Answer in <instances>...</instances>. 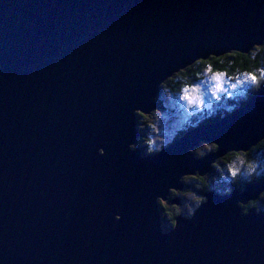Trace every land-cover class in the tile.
<instances>
[{
    "label": "water",
    "instance_id": "95a60500",
    "mask_svg": "<svg viewBox=\"0 0 264 264\" xmlns=\"http://www.w3.org/2000/svg\"><path fill=\"white\" fill-rule=\"evenodd\" d=\"M264 44V0H0V264H264V193L159 200L264 139V90L142 154L138 115L197 61ZM201 142L216 150L193 155Z\"/></svg>",
    "mask_w": 264,
    "mask_h": 264
},
{
    "label": "trees",
    "instance_id": "16d2710c",
    "mask_svg": "<svg viewBox=\"0 0 264 264\" xmlns=\"http://www.w3.org/2000/svg\"><path fill=\"white\" fill-rule=\"evenodd\" d=\"M206 67L211 72L223 73L227 79L234 83L244 78L248 80V84L237 90V92H233L232 95L227 96L224 94L217 99H213L211 104L214 105V109L211 112H203L195 116L187 129L179 132L174 139L196 125L220 119L229 112L243 106L255 94L264 90V44L254 47L246 54L230 52L220 57H210L205 61H197L168 79L162 88L169 87L174 94L182 93L181 89L188 90L197 82V77L201 74L202 69ZM252 77H255V80ZM158 104H160V101ZM228 155H230V160L237 162V165L225 166V171L235 179V187L242 188L245 184L264 178V139L248 153L237 154L233 157L234 159L232 158L234 154ZM196 175L198 174L189 175V177ZM251 206L256 210H261L264 208L263 200L260 199L252 203Z\"/></svg>",
    "mask_w": 264,
    "mask_h": 264
},
{
    "label": "rangeland",
    "instance_id": "374dc122",
    "mask_svg": "<svg viewBox=\"0 0 264 264\" xmlns=\"http://www.w3.org/2000/svg\"><path fill=\"white\" fill-rule=\"evenodd\" d=\"M246 84H248V80L244 78L234 83L227 79L223 73L211 72L206 67L202 69L201 74L197 77V82L188 90L181 89L182 93L174 94L169 87H163L157 97V108L149 115H138L139 137L133 147L142 148L143 155L150 153V150H159L172 140L180 138L186 131L180 137L174 139L179 132L187 129L195 116L203 112H211L214 109V105L211 104L213 99H217L224 94L227 96L232 95L233 92H237ZM159 101L160 104H158ZM211 146V143H204L198 148L195 147L193 155L202 156L206 150L211 149ZM186 182L190 183L191 180L187 179ZM176 195L180 194L176 193ZM181 197L183 199L181 207L173 205L172 210L181 212L183 209L187 211V215H190L193 212L191 203H193L195 195L185 192L182 193ZM262 199L264 207V197ZM172 200L170 198L167 201L172 203Z\"/></svg>",
    "mask_w": 264,
    "mask_h": 264
},
{
    "label": "flooded vegetation",
    "instance_id": "af4514ba",
    "mask_svg": "<svg viewBox=\"0 0 264 264\" xmlns=\"http://www.w3.org/2000/svg\"><path fill=\"white\" fill-rule=\"evenodd\" d=\"M172 141H174V140H172ZM204 143H207V142H201L199 144V146H202ZM211 144H212L211 149L208 151L206 150L202 156H196V155H194V156L197 158H202L204 156H207V155L213 153L216 150V146L213 143H211ZM162 148H160L159 150L151 151L150 153H155L157 151H160ZM140 149L142 150V148H140ZM249 151H247V152H230L228 154H234L232 156V158H233L237 154L242 155L244 153H248ZM150 153H148V154H150ZM228 154H226L224 157L216 159L211 164L209 171L205 175H203V176L196 175V176H193L190 178H189V176H184L182 178L183 187L181 189L176 190L177 192L170 190L169 195L167 196L166 200H169L171 198V199H175V201H173L172 203H169L166 200H161V199L159 200L161 218H162V228H163L164 232L171 230L173 228V226L175 224V218L177 216L189 218L193 214V212L199 207V205L205 201V197H204L205 193L212 191V192H216L218 194H228L233 190L244 191L247 188L248 184L243 185L242 188L235 187L236 183H235L234 177L232 175H229L228 172L225 171V166H230V165L237 163L232 159L230 160V155H228ZM187 179L191 180V182L187 183L186 182ZM185 192H189L190 194L195 195V199L192 201L193 203H191V205L193 207V212L190 215H187L186 214L187 211H184L183 209L181 212H176V211L172 210L173 205H175L177 207L178 206L181 207V203L183 200L181 195H182V193H185ZM176 193H178L180 195H176ZM263 197H264V193H262L259 196V198L254 202H257L258 200L262 199ZM254 202H249L246 206H242L241 207L242 211L246 212L247 209L252 207L251 204ZM256 211L257 212L264 211V208H262L261 210H256Z\"/></svg>",
    "mask_w": 264,
    "mask_h": 264
},
{
    "label": "bare ground",
    "instance_id": "6f19581e",
    "mask_svg": "<svg viewBox=\"0 0 264 264\" xmlns=\"http://www.w3.org/2000/svg\"><path fill=\"white\" fill-rule=\"evenodd\" d=\"M198 146H199V145H198ZM198 146H197V147H198ZM196 173H197V172H195L193 175H195ZM188 176H189V175H188ZM166 201H167V200H166ZM173 201H175V199H173L172 202H173Z\"/></svg>",
    "mask_w": 264,
    "mask_h": 264
},
{
    "label": "snow or ice",
    "instance_id": "6c2138e0",
    "mask_svg": "<svg viewBox=\"0 0 264 264\" xmlns=\"http://www.w3.org/2000/svg\"><path fill=\"white\" fill-rule=\"evenodd\" d=\"M253 80H255V77H252Z\"/></svg>",
    "mask_w": 264,
    "mask_h": 264
}]
</instances>
